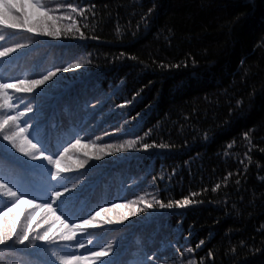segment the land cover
Here are the masks:
<instances>
[{"label":"trees","instance_id":"trees-1","mask_svg":"<svg viewBox=\"0 0 264 264\" xmlns=\"http://www.w3.org/2000/svg\"><path fill=\"white\" fill-rule=\"evenodd\" d=\"M41 2L53 14L71 15L83 38L0 27V48L26 45L0 58V80L38 79L81 64L43 91L15 97L21 111L28 102L40 105L29 118L40 119L37 136L49 153L75 139L81 145L69 153L73 170L57 181H49L47 168L25 171L2 154L0 175L49 190L78 184L57 213L69 223L114 203L143 209L121 224L98 218L81 237L96 250L113 243L109 264H264V0ZM29 11L32 20L43 15ZM3 13L0 3V19ZM109 144L111 156L75 167L76 156L97 153L84 145ZM32 196L42 193L26 199ZM185 199V207L159 209ZM6 205L0 192V209ZM72 251L64 243H9L0 246V264H60L58 257Z\"/></svg>","mask_w":264,"mask_h":264},{"label":"snow or ice","instance_id":"snow-or-ice-1","mask_svg":"<svg viewBox=\"0 0 264 264\" xmlns=\"http://www.w3.org/2000/svg\"><path fill=\"white\" fill-rule=\"evenodd\" d=\"M3 5V19H0V27L12 31H26L39 36L49 37L57 40L69 38V34L79 32V38H83L84 33L80 31L77 22L71 15H56L47 9L41 0H0ZM30 8H34L43 15L32 20ZM71 11L75 13L76 8ZM11 16V22L8 17ZM67 22V23H65ZM76 38V37H73ZM4 40V36L0 35V41ZM26 47L24 44H18L15 47L0 48V58L8 57L10 54L17 52L19 48ZM81 64L75 63L65 67H56L54 70L41 74L38 79H15L10 81L0 80V154L6 155L25 171H33L47 168L49 181H57L62 173H68L73 170V165L68 163L70 159L69 153L77 146L81 145L80 139H75L74 143H70L68 147H64L62 152H48L44 147V143L37 136V132L41 127L40 119H30L29 114L41 112L39 104L32 106V102L25 103L23 110H19V104L15 102V97L25 94H34L38 90L43 91V86L49 84L55 79H59L61 72H68L70 69H80ZM123 107V105H121ZM35 141V142H34ZM84 147H92L97 150L93 156L84 152L81 158L76 156L75 167L83 169L89 164L90 159L100 161L104 156H111V152H105V148H111L112 145H84ZM149 146L144 145L147 150ZM123 151V147H117L116 153ZM14 154H20L22 157L30 161L38 162L28 164L26 160H18ZM63 163V167L61 164ZM51 166V167H49ZM81 183H84L81 181ZM62 190H49L47 186L38 188L35 185L25 187L24 185H12L11 181L0 175V192L9 198L10 206L6 205L4 209H0L3 224L0 226V246L9 243L18 244L35 248L38 243L45 244H69L73 251L71 254L58 257L60 264H109L111 254L114 252V244L106 243L96 250L94 241L82 242L81 237L84 236L88 229L97 227L94 224L100 218L104 224L113 225L121 224L129 221L132 217L140 215L143 209H140L132 202L123 204L114 203L111 208H101L95 211L94 215L88 213L89 218L82 216L77 217L80 223L68 222V217L63 213L57 214L60 205L77 195L75 190L78 184L73 183L71 187L61 185ZM15 189V190H14ZM34 191L42 193V197L32 196L26 199ZM40 200L41 202H37ZM27 204L28 207L21 209V204ZM140 203H144L147 209H154L152 203H148L140 198ZM189 204V200L183 202L159 204V209H172L185 207ZM124 208V211L116 216L108 217L107 212H114L117 208ZM94 211V209H93ZM13 213L12 223H9V214ZM59 224V228H55ZM202 243V242H201ZM84 249L88 254L78 252ZM192 250L189 249V252Z\"/></svg>","mask_w":264,"mask_h":264}]
</instances>
